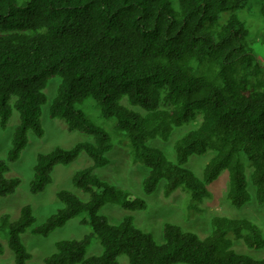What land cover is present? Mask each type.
<instances>
[{
	"label": "trees",
	"instance_id": "obj_1",
	"mask_svg": "<svg viewBox=\"0 0 264 264\" xmlns=\"http://www.w3.org/2000/svg\"><path fill=\"white\" fill-rule=\"evenodd\" d=\"M246 3L178 0L175 10L169 0H0L1 126L13 110L19 114L11 147L0 159V196L19 184V178L4 174L26 146L28 130L44 133L39 116L50 78L60 79L50 117L64 120L68 130L92 136L71 148L38 153L30 182L32 193L42 191L55 164H68L85 152L92 163L74 174L72 184L87 199L59 190L61 207L39 225L27 204L15 220L0 216L15 264H26L31 257L22 233L48 236L82 214L91 233L56 241L45 264H119L120 255L129 264H264V257L231 246L230 235L249 248L264 246V233L247 217L213 216L205 237L166 222L160 244L136 227L130 214L110 223L100 213L106 203L134 211L146 202L94 173L108 163L112 140L75 107L92 98L102 117L117 120L118 142L147 168L145 194L164 180L165 196L182 189L193 203L201 202L211 196L208 185L227 170L231 205L239 208L252 198L249 183L255 187L253 200L263 204L264 56L247 44L248 31L237 14ZM259 12L264 20V0ZM260 40L264 46V26ZM124 97L141 110L124 105ZM189 122L195 127L175 141L173 160L148 144L156 137L168 140L175 127ZM208 152L212 155L200 174L186 165L190 156ZM92 237L102 252L86 256Z\"/></svg>",
	"mask_w": 264,
	"mask_h": 264
},
{
	"label": "rangeland",
	"instance_id": "obj_2",
	"mask_svg": "<svg viewBox=\"0 0 264 264\" xmlns=\"http://www.w3.org/2000/svg\"><path fill=\"white\" fill-rule=\"evenodd\" d=\"M173 9L178 10V0H169ZM262 0H247L246 6L237 12L240 20L248 31L247 44L256 55L264 56V46L261 43V33L264 20L259 12ZM227 13L220 16V22ZM60 79L55 76L49 79L44 92L46 102L41 106L39 116L44 133L37 136L32 130L27 132V144L21 150L20 155L14 161L9 162V170L5 172L6 177L19 178V184L15 191L5 196H0V216L8 214L10 220H15L20 215L23 205H29L35 217L34 225L41 224L49 215L61 207L57 192L67 189L77 194L81 199H87L88 195L77 189L72 184L74 174L89 165L91 158L81 152L68 164H55L50 172L51 180L45 188L36 193L30 191V182L33 176V166L38 153H46L60 146L71 148L81 141L92 140L88 133L78 130H68L64 120L52 118L49 115L51 102L56 95ZM121 102L135 110L138 107L128 104L124 97ZM75 107L81 110L86 117L95 125L107 131L112 140V148L107 152L108 163L94 169V173L109 183L128 190L132 194L145 200L146 206L140 210L130 211L124 209L117 203H106L100 210L112 224L119 223L125 215H132L134 225L152 234L157 243L163 242V225L166 222L180 225L185 231L197 234L199 237L207 236L211 230V219L213 216L247 217L258 225L264 233V203L258 204L254 199V186L248 184L252 198L241 207H235L226 198L228 187V172L223 170L220 175L208 185L211 196L204 198L201 202L193 203L188 193L182 189L173 191L169 196L163 194L164 180H161L154 192L145 194L142 189V180L147 174V168L139 161L131 159L128 148L121 145L117 140L114 117L104 118L100 114L98 104L92 98H84L75 103ZM19 123V114L13 110L6 126L0 124V159H5L11 147V139L15 127ZM193 122L175 127L168 140L160 137L150 139L149 145L161 149L170 159H174V143L187 130L194 128ZM211 152L204 155L190 156L186 165L196 174H200L203 165L211 157ZM250 169L247 168V174ZM85 214L69 220L64 226L56 228L48 236L36 235L27 230L22 233L21 240L31 257L26 264H45L44 257L55 251V242L62 239H81L91 233V226L82 223ZM5 230L0 228V241L4 246L0 254V264H15L13 253L8 247V239ZM232 239V248L241 253H246L255 258L264 257V246L261 248H249L241 241ZM102 252V246L96 237H92L86 256L97 255ZM119 264H129L125 255L117 258ZM186 264V263H177Z\"/></svg>",
	"mask_w": 264,
	"mask_h": 264
}]
</instances>
